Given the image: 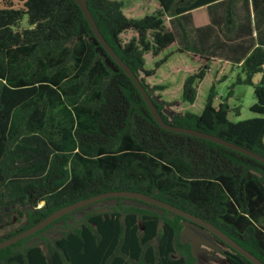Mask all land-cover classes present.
<instances>
[{
	"label": "trees",
	"instance_id": "trees-1",
	"mask_svg": "<svg viewBox=\"0 0 264 264\" xmlns=\"http://www.w3.org/2000/svg\"><path fill=\"white\" fill-rule=\"evenodd\" d=\"M16 1L13 6V0H1L0 56L10 65L28 67L23 79L0 80V206L12 205L0 222V240L66 204L128 189L210 222L264 263L260 226L264 222V164L222 144L161 128L130 78L96 39L74 0ZM155 1L152 12L131 17L121 10L120 0H85L104 41L136 76L143 70L146 54L155 57L174 44L172 31L163 23V16L173 17L182 40L175 51L189 54L195 67L180 88L181 100L192 103L197 84L214 59L189 50L191 31L181 25L178 15L217 0ZM241 1L225 0L222 30L227 34L235 30L233 8ZM126 32L132 35L123 39ZM168 55L155 60L146 73H152ZM43 57L46 74L54 79L71 110L66 112L64 107V114L51 116L47 107L39 124L32 125L40 106L37 85L45 84H35L31 77ZM239 67L243 77L238 76L236 83L252 85L255 102L249 109L262 116L239 121L227 118L226 100L233 84L216 105L211 84L198 113L183 111L168 117L162 102L152 98V103L165 122L223 138L264 156V47L255 45ZM60 73L63 78L58 80ZM256 74L260 79L254 83ZM139 81L150 97L152 91L163 88L152 85L147 90V84ZM28 132L40 135L50 148L40 151L25 145ZM59 139H68L70 144ZM27 146L37 155L34 160L25 159ZM19 175L40 179L25 182L22 194L4 198ZM182 222L189 221L156 205L107 197L0 248V264H195L190 244L179 238ZM223 244L228 264H253Z\"/></svg>",
	"mask_w": 264,
	"mask_h": 264
},
{
	"label": "rangeland",
	"instance_id": "rangeland-1",
	"mask_svg": "<svg viewBox=\"0 0 264 264\" xmlns=\"http://www.w3.org/2000/svg\"><path fill=\"white\" fill-rule=\"evenodd\" d=\"M120 1L122 2L121 10L123 13H125L126 16L131 17H139L145 13H150L157 6L155 0ZM13 2V6L18 4L16 0H13ZM215 3H217L215 4V7L219 6L222 7V10H224V4L219 2ZM1 5L2 3L0 0V7ZM243 6L244 5L242 3L235 9L234 14L235 18L239 20H237L238 22H242L237 15L238 13L241 14ZM210 7H212V5L203 10L201 9L198 11L197 9L199 8H197L189 11L180 19L182 24L192 23L198 17L205 19L206 21L210 20V14H208V17L205 15V12H208ZM254 12L257 14V20L260 14L257 9ZM23 22L24 19H22V23ZM263 22L264 19H262L261 24L258 25V22L252 19L253 28H261ZM163 23L170 31H173L175 36L174 44L155 57H151L149 54H146L143 70L138 71L137 77L142 79L144 84H147V90L152 85L163 86L161 89L152 91L151 98L163 103L162 111L164 114L170 117L173 113H181L183 111L198 113L203 106L208 88L211 84H213V89L216 93L213 99V105H216L219 101L224 100L230 91V86L233 84L232 95L228 96L226 100L229 106L227 118L231 121H239L256 116H262V114L255 113L249 109L250 105L255 102L252 85H248L246 83H236L238 76L243 77L239 64L243 60L242 52L247 48V45L250 42L249 40L240 43V47H238L235 51L228 49L226 47L227 44L223 47H217L216 43H213L211 46H208L207 54L204 52L199 53L201 55L208 56L209 58L213 57L214 60L204 77L197 84L194 101L192 103H187L182 101L180 98V88L184 77L195 70L194 63L191 61L189 54L175 51L182 42L179 37L180 32L173 22V17L163 16ZM131 35L132 33L126 32L124 35H121V37L126 39ZM259 37H261L260 34ZM238 42L239 41L236 40L234 45L230 44V48L239 44ZM189 45L194 49H199L198 44L196 43L195 33L193 34ZM260 46L264 47V44H261ZM211 49H213L212 52H210ZM166 54L169 55L163 63L155 68L152 73H146V70L152 68V64L155 60ZM27 67L28 66L25 64L10 65L5 57L0 56L1 82H8L7 79L12 82L15 80L18 81L19 78L23 79V75L26 73ZM46 69L47 64L43 57L41 63L36 67L33 72V76L31 77V82L35 84H45L42 87L37 85L39 86L37 92L40 97V106L36 117L37 120L31 121L32 125L39 124V120L43 117V112L47 107L50 109L51 116L64 114V107H67L66 112L71 110V108L65 104L63 93H61L58 87L54 85V79L52 77L50 78V76L46 74ZM222 77L224 78L218 81V79ZM62 78L63 77L60 73L57 79L61 80ZM259 79L260 75L256 74L253 77V82L256 83ZM57 83H59V81H57ZM70 92L71 90H68L66 93L69 94ZM236 110H239L238 114L236 113ZM12 127H14L13 122ZM25 139V145L32 146L30 148L36 147L40 151L44 148H50L49 144L44 141L40 135L35 133L28 132ZM59 141L69 143L68 139H59ZM30 148L27 146V150L25 152V159L29 161L34 160L37 156L35 153L31 152ZM40 160L41 159H39V161ZM36 179H40L39 176L34 179L30 176H17V178L12 181L10 190L4 194V198H9L14 194H22V185L27 181H35ZM34 181L31 183H34ZM17 204L18 207L21 208V205L19 203ZM103 205H105V203L98 204L95 207H101ZM11 206V204L7 206H0V222L8 216V208H11ZM260 226L264 229V222ZM179 238L181 241H187L190 244L191 252L195 257V264H228L224 256V250L227 247L223 243L215 240L210 233L199 226L189 222H182Z\"/></svg>",
	"mask_w": 264,
	"mask_h": 264
},
{
	"label": "water",
	"instance_id": "water-1",
	"mask_svg": "<svg viewBox=\"0 0 264 264\" xmlns=\"http://www.w3.org/2000/svg\"><path fill=\"white\" fill-rule=\"evenodd\" d=\"M75 3L78 5L80 10L83 13L84 18L86 19L88 25L91 28V31L93 32L94 36L96 39L99 41L101 46L106 50V52L110 55V57L119 65V67L124 71V73L130 78L132 83L135 85L137 90L139 91L140 95L142 96L143 100L145 101L147 108L152 116V118L156 121V123L161 127L164 128L165 130L171 131V132H178V133H185L188 135L196 136L199 138H203L209 141H213L218 144H222L224 146H227L231 149H234L236 151L242 152L248 156H251L260 162L264 164V156L253 152L249 149H246L244 147H241L235 143H232L230 141H227L223 138H219L217 136L204 133L201 131H197L194 129L190 128H185V127H180V126H174L170 124L169 122H165L160 114L157 112L156 108L154 107L152 103V98L148 95L146 89L144 86L140 83L139 79L137 76L131 72V70L120 60V58L113 52V50L108 46V44L104 41L103 37L100 35V33L97 30V27L92 20V17L90 15V12L88 11L86 7V2L85 0H74ZM107 197H126V198H132V199H137L146 203H150L153 205H156L158 207L164 208L168 211H171L172 213L186 219L187 221L203 228L216 238H218L220 241L225 243L226 245L232 247L239 253H241L243 256H245L248 260H250L253 264H264L262 261L259 260L254 254H252L250 251L247 249L243 248L239 243H237L233 238H231L229 235H227L224 231L219 230L216 226L211 224L210 222L203 220L202 218L195 216L187 211H184L176 206H173L167 202H164L162 200H159L153 196L138 192V191H132L128 189H122V190H111V191H105L101 192L95 195H92L87 198L80 199L78 201L72 202L70 204H66L64 206H61L52 212H50L48 215L40 219L38 222L34 223L33 225L16 232L15 234L3 238L0 240V248L5 247L25 236H28L35 231L43 228L59 216L70 212L74 209H77L81 206L87 205L91 202L101 200Z\"/></svg>",
	"mask_w": 264,
	"mask_h": 264
},
{
	"label": "crops",
	"instance_id": "crops-1",
	"mask_svg": "<svg viewBox=\"0 0 264 264\" xmlns=\"http://www.w3.org/2000/svg\"><path fill=\"white\" fill-rule=\"evenodd\" d=\"M215 2L224 4V10H222V7H219V6L215 7V4H217ZM242 3L244 6L242 7L241 14L238 13L237 15V17L240 18L242 22H238L239 20L235 18L234 13H235V9ZM211 5L212 7L209 8V11L205 12V15L207 17H208V14H210V20L206 21L205 19L198 17L192 23L190 22L189 24L188 23L182 24L180 19L184 15H186L189 11L197 9V8H199L197 9L198 11L201 9L203 10V9H206V7H209ZM256 9L258 10V13L260 14L257 20H256L257 14L254 12ZM189 11H186L178 15V19L183 27L188 28L191 31L189 35L187 36V40L189 39L188 44L190 40L192 39L193 34L195 33L196 43L198 44L199 49H194L193 47L189 45L190 51H194L197 53L204 52L205 54H207L208 46H211L213 43H216L217 47H223L225 44H227L226 47L228 49H231V51H235L238 47H240L241 45L240 43H243L246 40H249L250 42L248 43L247 48L244 49L242 52V59H244L245 56L251 51V49L255 45L264 44L263 43L264 42V22L261 28L259 29L253 28V25H252V19L257 21L258 25L261 24L262 19H264V0H242L241 3L235 6L233 8V17L236 21V27H235V30L230 34H227L222 30V23H223V18L225 14V0H217L212 3H208L206 5H202V6L190 9ZM173 22L175 23V26L177 27L174 19H173ZM259 34L261 35V37H259ZM179 37L181 38V34ZM174 40H175V36H174ZM236 40L239 41L238 42L239 44L230 48V44L234 45V43H236ZM180 46H182V43L179 45V47ZM212 51L213 49H211L210 52Z\"/></svg>",
	"mask_w": 264,
	"mask_h": 264
}]
</instances>
